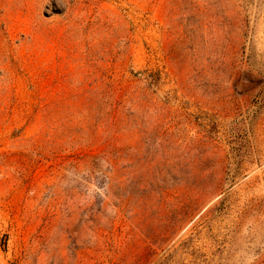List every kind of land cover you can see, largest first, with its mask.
Instances as JSON below:
<instances>
[{
	"label": "rangeland",
	"instance_id": "374dc122",
	"mask_svg": "<svg viewBox=\"0 0 264 264\" xmlns=\"http://www.w3.org/2000/svg\"><path fill=\"white\" fill-rule=\"evenodd\" d=\"M0 264H264V0H0Z\"/></svg>",
	"mask_w": 264,
	"mask_h": 264
}]
</instances>
